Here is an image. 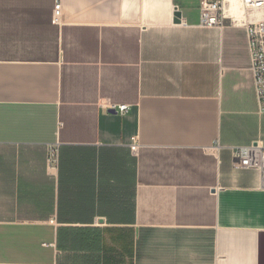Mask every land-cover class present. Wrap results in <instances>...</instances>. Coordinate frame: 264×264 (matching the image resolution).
<instances>
[{"label":"crops","instance_id":"crops-1","mask_svg":"<svg viewBox=\"0 0 264 264\" xmlns=\"http://www.w3.org/2000/svg\"><path fill=\"white\" fill-rule=\"evenodd\" d=\"M205 1L0 0V264H264L245 12Z\"/></svg>","mask_w":264,"mask_h":264},{"label":"built area","instance_id":"built-area-1","mask_svg":"<svg viewBox=\"0 0 264 264\" xmlns=\"http://www.w3.org/2000/svg\"><path fill=\"white\" fill-rule=\"evenodd\" d=\"M244 16L242 24L247 28L250 52L251 72L258 99L260 114H264V0H242ZM178 10V8H176ZM61 13V2L55 8V21L58 22ZM201 26L206 28H222L225 24L226 13L223 0L215 2H202L200 9ZM121 115L129 112V105L115 108ZM236 158L246 168H258L262 172L264 183V148L255 144L250 147L236 149Z\"/></svg>","mask_w":264,"mask_h":264},{"label":"water","instance_id":"water-1","mask_svg":"<svg viewBox=\"0 0 264 264\" xmlns=\"http://www.w3.org/2000/svg\"><path fill=\"white\" fill-rule=\"evenodd\" d=\"M181 18H182V13L181 12H177V14H176V22L179 23L181 21ZM110 112L116 113L117 111L116 110H110Z\"/></svg>","mask_w":264,"mask_h":264},{"label":"bare ground","instance_id":"bare-ground-1","mask_svg":"<svg viewBox=\"0 0 264 264\" xmlns=\"http://www.w3.org/2000/svg\"><path fill=\"white\" fill-rule=\"evenodd\" d=\"M235 1H233V3H234ZM237 2V1H236ZM235 6V5H234ZM239 8H240V6H239ZM232 11V10H231Z\"/></svg>","mask_w":264,"mask_h":264}]
</instances>
